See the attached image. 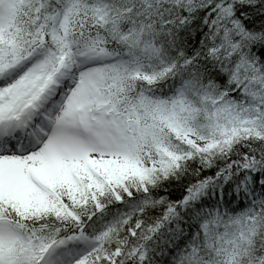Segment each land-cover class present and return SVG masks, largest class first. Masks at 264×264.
<instances>
[{
	"label": "snow or ice",
	"instance_id": "1",
	"mask_svg": "<svg viewBox=\"0 0 264 264\" xmlns=\"http://www.w3.org/2000/svg\"><path fill=\"white\" fill-rule=\"evenodd\" d=\"M0 264H264V0H0Z\"/></svg>",
	"mask_w": 264,
	"mask_h": 264
},
{
	"label": "trees",
	"instance_id": "2",
	"mask_svg": "<svg viewBox=\"0 0 264 264\" xmlns=\"http://www.w3.org/2000/svg\"><path fill=\"white\" fill-rule=\"evenodd\" d=\"M261 23H262V22H261L260 20H257V22H256V26L259 27ZM169 191L173 192V197H174V198H175L176 196H179V194H180L178 191H174L173 188H170Z\"/></svg>",
	"mask_w": 264,
	"mask_h": 264
}]
</instances>
